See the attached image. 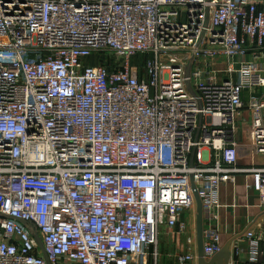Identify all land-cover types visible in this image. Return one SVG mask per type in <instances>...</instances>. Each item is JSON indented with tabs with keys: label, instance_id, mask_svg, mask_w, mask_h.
Returning a JSON list of instances; mask_svg holds the SVG:
<instances>
[{
	"label": "built area",
	"instance_id": "obj_1",
	"mask_svg": "<svg viewBox=\"0 0 264 264\" xmlns=\"http://www.w3.org/2000/svg\"><path fill=\"white\" fill-rule=\"evenodd\" d=\"M242 121L264 157V0H0V264H159L192 185L217 221L239 172L264 220ZM262 235L243 232L264 264ZM220 236L202 229L206 260Z\"/></svg>",
	"mask_w": 264,
	"mask_h": 264
},
{
	"label": "crops",
	"instance_id": "obj_2",
	"mask_svg": "<svg viewBox=\"0 0 264 264\" xmlns=\"http://www.w3.org/2000/svg\"><path fill=\"white\" fill-rule=\"evenodd\" d=\"M238 139L240 142L238 168L264 163L263 156L250 155L251 147L248 141L242 140L240 133H238ZM253 185L254 176L251 172L237 173L233 182H226L220 188L222 206L218 209L217 221L210 222L207 215L202 213V229L210 224L216 225L221 233L222 246H228L229 262L224 255H221L214 264H263L261 260L250 261L247 244L243 237V232L246 229H254L264 235L260 199ZM196 215L195 205L191 210H186L182 214L181 222L184 225V230H179L178 226L166 229L159 237L161 253L159 264H196L195 261L180 263L176 260L177 255L188 251L190 245L187 238H196ZM236 248H239L238 252L235 251Z\"/></svg>",
	"mask_w": 264,
	"mask_h": 264
},
{
	"label": "water",
	"instance_id": "obj_3",
	"mask_svg": "<svg viewBox=\"0 0 264 264\" xmlns=\"http://www.w3.org/2000/svg\"><path fill=\"white\" fill-rule=\"evenodd\" d=\"M192 189L194 190V197H195V205H196V242H197V264H214L218 261V258L221 255H224L227 258V262L229 259V254L227 253L228 246H222L221 250L213 255L210 259L206 260L203 256V240H202V207L201 201L197 195L194 185H192ZM229 245V244H228Z\"/></svg>",
	"mask_w": 264,
	"mask_h": 264
},
{
	"label": "rangeland",
	"instance_id": "obj_4",
	"mask_svg": "<svg viewBox=\"0 0 264 264\" xmlns=\"http://www.w3.org/2000/svg\"><path fill=\"white\" fill-rule=\"evenodd\" d=\"M108 58H111L108 60ZM147 59L146 56H141V55H138L136 57H134L133 59H131V63L133 65H136V64H142L144 63V61ZM104 60L106 61L107 63V60L108 61H114V59L112 57H109L108 55L104 57ZM93 59L90 60V63H92ZM113 61L111 63H113ZM215 68H221V62L219 63H216L215 64ZM248 113L245 112L244 113V118L248 119ZM238 129H239V133L241 134V137H242V140H246L248 141V135H249V126H248V122L247 121H242L241 123H239V126H238Z\"/></svg>",
	"mask_w": 264,
	"mask_h": 264
},
{
	"label": "trees",
	"instance_id": "obj_5",
	"mask_svg": "<svg viewBox=\"0 0 264 264\" xmlns=\"http://www.w3.org/2000/svg\"><path fill=\"white\" fill-rule=\"evenodd\" d=\"M109 59H111V58H108V60H109ZM108 60H107V63L111 62V60H110V61H108Z\"/></svg>",
	"mask_w": 264,
	"mask_h": 264
}]
</instances>
